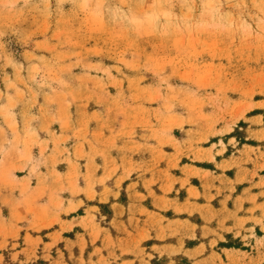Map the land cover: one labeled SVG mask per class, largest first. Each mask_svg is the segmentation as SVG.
Wrapping results in <instances>:
<instances>
[{
	"label": "rangeland",
	"instance_id": "obj_1",
	"mask_svg": "<svg viewBox=\"0 0 264 264\" xmlns=\"http://www.w3.org/2000/svg\"><path fill=\"white\" fill-rule=\"evenodd\" d=\"M0 264H264V0H0Z\"/></svg>",
	"mask_w": 264,
	"mask_h": 264
}]
</instances>
